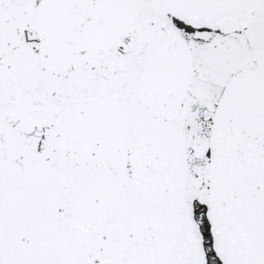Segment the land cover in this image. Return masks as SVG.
I'll list each match as a JSON object with an SVG mask.
<instances>
[{
	"label": "snow or ice",
	"instance_id": "obj_1",
	"mask_svg": "<svg viewBox=\"0 0 264 264\" xmlns=\"http://www.w3.org/2000/svg\"><path fill=\"white\" fill-rule=\"evenodd\" d=\"M0 264H264V0H0Z\"/></svg>",
	"mask_w": 264,
	"mask_h": 264
}]
</instances>
